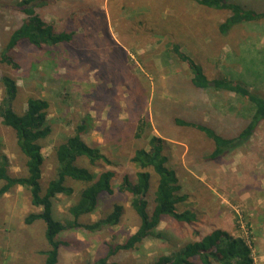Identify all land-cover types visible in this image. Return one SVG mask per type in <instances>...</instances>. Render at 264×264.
I'll use <instances>...</instances> for the list:
<instances>
[{"label": "rangeland", "instance_id": "374dc122", "mask_svg": "<svg viewBox=\"0 0 264 264\" xmlns=\"http://www.w3.org/2000/svg\"><path fill=\"white\" fill-rule=\"evenodd\" d=\"M20 1L0 0V75L11 76L20 87L16 110H25L31 97L51 104L53 133L44 142L43 188L56 176L55 149L83 122L91 128L86 139L113 162L101 165L119 178L133 175L134 152L148 147L136 138L138 126L146 121L153 124L155 135L168 141L171 164L189 197L179 210H192L199 223L192 228L166 218L159 229L169 241L150 239L134 251H120L112 260L154 262L194 240L196 228L202 234L222 229L247 240L255 264H264V124L243 149L209 160L213 141L195 129L176 127L170 118L190 112L234 135L245 122L241 119L246 114L244 101L220 92L202 109L195 105L197 97L191 90L174 96L166 83L173 75H181L186 82L192 78L188 64L170 52V45L177 43L211 80L224 73L264 95V21L246 23L222 35L219 27L230 13L191 0H51L37 12L59 30L75 33L74 41L43 49L21 42L11 53L19 66L15 68L1 63V53L24 19ZM230 1L264 12V0ZM3 95L0 84V103ZM1 154L8 157L12 175L24 174L26 161L16 132L0 120ZM81 165L93 170L88 162ZM157 181L154 177V190ZM68 185L75 193L58 195L54 204L56 219L64 223L72 219L69 209L84 187L73 181ZM118 185L115 194L103 195L98 210L81 223L100 220L116 205L124 207L121 223L99 232L67 230L60 237L67 245L61 247L58 264H84L104 257L137 232L140 219L131 207L133 198L120 192ZM35 212L29 192L21 187L0 197V264H46L42 254L49 250L45 223L28 226L24 222Z\"/></svg>", "mask_w": 264, "mask_h": 264}, {"label": "trees", "instance_id": "16d2710c", "mask_svg": "<svg viewBox=\"0 0 264 264\" xmlns=\"http://www.w3.org/2000/svg\"><path fill=\"white\" fill-rule=\"evenodd\" d=\"M50 1L21 0L18 3L24 19L13 31L6 48L1 53V63L18 68L11 53L24 41L37 49L69 45L74 41L75 33L59 30L55 23L49 22L43 14L37 12V9L50 4ZM191 1L208 9L230 13L219 27L222 35H227L246 23L264 21V12H258L240 2ZM170 48L174 57L188 64L192 74V78L187 82L181 75H173L166 80L174 96L179 92L191 90L197 97L195 105L205 109L220 92H227L244 101L243 109L246 110V114L241 118L245 122L234 135L216 129L211 121H202L190 112L186 117H171L170 122L178 128L195 129L213 141L215 148L207 157L209 160H220L225 155L246 147L264 124V95L251 90L244 80H236L224 73L211 80L204 67L185 54L179 44L173 43ZM0 84L4 89L0 103V120L4 126L16 132L18 148L26 161L24 174L14 176L10 171L8 157L0 155V183H2L0 197L9 194L17 187L29 192L31 205L38 212L29 214L24 222L28 226L38 221L45 223V237L49 250L42 254L46 257V264L59 263L61 247L67 245L60 237L67 230L86 229L99 232L121 223L124 215V207L121 205H116L108 215L96 222L81 223L83 217L92 215L98 210L103 195L115 194V187L119 182L120 192L127 193L133 198L131 207L140 219L138 230L124 244L111 248L106 256L93 261L88 260L84 264H123L112 260V257L123 250L134 251L150 239L169 241L159 229L166 218L182 226L192 228L197 226L199 219L195 212L190 209L179 210V206L185 204L189 197L183 193L178 173L171 164L167 152L168 141L155 135L153 124L146 121L138 126L136 138L148 147H141L134 152L131 158L135 170L133 175L119 178L113 170L103 167L112 166L113 162L99 147L86 139L91 128L88 123L83 122L76 127L73 135L55 149L58 162L56 176L44 189L42 186L45 164L44 142L53 133L50 120L51 104L47 99L31 97L26 102V109L18 111L15 105L20 87L16 80L8 75H0ZM159 101L162 100L159 98ZM176 106L185 108L182 103H177ZM164 113L167 114L168 110ZM158 115H162V109L159 110ZM82 162H88L93 170L82 166ZM154 177L158 179L155 190ZM69 181L82 184L84 187L78 202L69 209L72 219L64 223L56 219L54 204L58 195L72 196L75 193V189L68 185ZM193 235L195 239L187 242L180 249L172 250L169 255H163L154 262L146 264H255L251 244L243 238L234 237L226 230L215 229L210 233L202 234L194 228Z\"/></svg>", "mask_w": 264, "mask_h": 264}]
</instances>
